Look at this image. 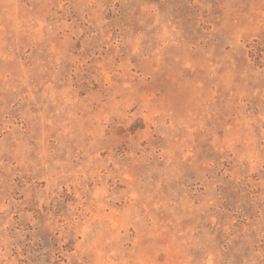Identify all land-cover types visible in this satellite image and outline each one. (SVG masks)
<instances>
[{
    "label": "rangeland",
    "instance_id": "1",
    "mask_svg": "<svg viewBox=\"0 0 264 264\" xmlns=\"http://www.w3.org/2000/svg\"><path fill=\"white\" fill-rule=\"evenodd\" d=\"M0 264H264V0H0Z\"/></svg>",
    "mask_w": 264,
    "mask_h": 264
}]
</instances>
